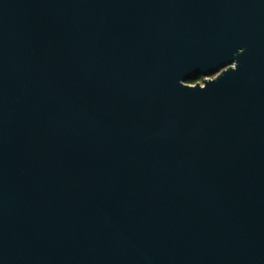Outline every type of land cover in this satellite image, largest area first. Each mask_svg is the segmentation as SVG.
Listing matches in <instances>:
<instances>
[{
    "label": "water",
    "instance_id": "1",
    "mask_svg": "<svg viewBox=\"0 0 264 264\" xmlns=\"http://www.w3.org/2000/svg\"><path fill=\"white\" fill-rule=\"evenodd\" d=\"M0 264H264V0H0Z\"/></svg>",
    "mask_w": 264,
    "mask_h": 264
},
{
    "label": "trees",
    "instance_id": "2",
    "mask_svg": "<svg viewBox=\"0 0 264 264\" xmlns=\"http://www.w3.org/2000/svg\"><path fill=\"white\" fill-rule=\"evenodd\" d=\"M205 77H196L195 79H190L186 81V84H194L196 82L201 83L204 80Z\"/></svg>",
    "mask_w": 264,
    "mask_h": 264
}]
</instances>
